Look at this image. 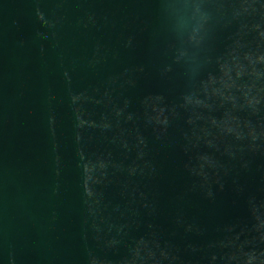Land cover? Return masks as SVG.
Here are the masks:
<instances>
[{
	"label": "water",
	"instance_id": "1",
	"mask_svg": "<svg viewBox=\"0 0 264 264\" xmlns=\"http://www.w3.org/2000/svg\"><path fill=\"white\" fill-rule=\"evenodd\" d=\"M0 264H264V0H0Z\"/></svg>",
	"mask_w": 264,
	"mask_h": 264
}]
</instances>
